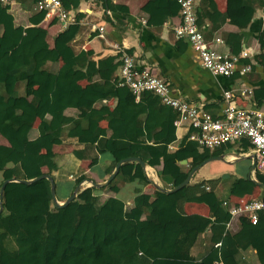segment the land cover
<instances>
[{
	"label": "trees",
	"instance_id": "1",
	"mask_svg": "<svg viewBox=\"0 0 264 264\" xmlns=\"http://www.w3.org/2000/svg\"><path fill=\"white\" fill-rule=\"evenodd\" d=\"M61 1L69 10L81 0ZM150 1L156 8L171 5L178 10L174 1ZM226 2L223 17L240 29L247 27L253 3ZM105 4L113 12L118 8L108 0ZM244 10L246 17L241 15ZM9 11L10 6H0V136L8 143L0 145V172L2 181H8L0 211V264H240V255L247 250L264 264L263 215L255 225L240 219L237 230L230 231L221 200L204 185H186L169 194L157 191L150 200L143 191L150 181L136 162L120 165L114 179L102 188L103 199L95 195L94 187H87L62 209L53 206L49 180L20 183L43 174L52 178L57 170L52 149L61 144L65 128L69 137L83 144L74 156L87 157L89 168L99 157H110L106 177L120 160L136 157L150 168L160 167L159 175L176 179L212 154L187 137L170 152L176 112L152 93L143 92L135 102L128 88L118 87L113 75L119 62L114 57L94 61L92 52L74 53L67 45V33L51 48L46 30L38 26L43 12L24 29L14 24ZM258 47L264 76V30ZM94 76L100 81L94 82ZM83 81L88 85L82 87ZM253 95L258 103L264 102L263 89ZM111 98L116 99L112 111L93 107L99 99ZM70 110L82 123L74 124ZM36 120L38 136L31 139L28 129ZM101 120L107 121L108 137L106 129L98 127ZM242 145L243 150L251 147L247 141ZM182 160H190L185 174L177 165ZM255 178L262 183L264 175ZM84 179L79 176L71 191ZM124 183L135 184L129 206L115 197ZM256 187L250 179L239 178L230 185L229 194L240 199L252 195ZM185 204H201L208 215L188 214ZM199 236H203L200 252L194 258L190 250Z\"/></svg>",
	"mask_w": 264,
	"mask_h": 264
},
{
	"label": "crops",
	"instance_id": "2",
	"mask_svg": "<svg viewBox=\"0 0 264 264\" xmlns=\"http://www.w3.org/2000/svg\"><path fill=\"white\" fill-rule=\"evenodd\" d=\"M64 2L67 0H63ZM107 0H81L74 9L76 22L67 27H63L56 18L51 16L43 17L39 27L47 32V43L53 48L55 41L61 34L69 35L67 45L74 53L80 51L92 52V59L98 61L106 57H114L118 62L117 50L132 54L138 66L148 67L152 74L167 82L176 96L201 108L213 117L221 115L223 109V92L232 91L235 103L243 110H259L264 113V102L258 103L254 100L253 92L257 89L264 90V76L262 68L258 63V38L264 30V0H250L253 3V15L247 27L240 29L232 25L223 15L227 8L226 0H195L194 11L197 18L199 31L203 34L206 43L215 51L221 54H239L243 50H250L253 70L251 73L240 74L236 72L230 78L213 76L201 71L198 65L196 54L189 44L184 40H176L173 27L179 23L178 10L175 6L167 5L163 8H156L150 0H108L112 6L118 8L115 12L106 8ZM122 9H126L124 12ZM10 14L14 18L16 26L24 29L31 27L30 20L38 12L35 10V0H17L10 6ZM246 17L247 10L241 14ZM102 27L103 38L100 37L99 28ZM221 40L216 43L215 39ZM117 69L113 77L116 78ZM93 81L99 82L98 76H94ZM82 87L88 85L81 82ZM250 89L251 96L240 97L239 90ZM138 99H135L137 102ZM116 105V99H99L93 105L95 109H108L112 111ZM70 115H75L74 124L82 123L75 111H68ZM36 120L29 130L31 139L38 136ZM99 128L108 131L107 121L101 120ZM188 126L185 123L175 125V141L168 147L170 152H175L180 143L186 139ZM242 140L235 144H226L218 148L208 149L212 154L210 157L218 159L204 163L190 177L187 185H204L213 190L219 200L230 199V185L237 179L256 180L258 174L255 170V158L251 147L243 148ZM7 141L0 136V145H7ZM83 144L78 143L74 137L67 135L65 128L60 145L53 147L54 161L57 170L52 173V179L56 185V192L59 202L65 201L74 191L87 188L86 181L102 183L108 177L105 170L109 164V156H101L98 163L89 168V160H79L74 156V152L82 150ZM209 157V158H210ZM208 159V158H207ZM190 160H182L177 165L182 173H186ZM148 167V166H147ZM160 167L150 168L145 171L150 183L144 188L145 195L153 199L157 191L156 186L163 189L175 187L185 180L186 175L173 179L170 175H159ZM85 179L74 187V181L79 176ZM228 180V186L219 189L223 181ZM257 181V180H256ZM2 173L0 172V188L2 184ZM258 182V181H257ZM260 183V182H259ZM264 184V180L262 182ZM134 183H124L120 185L116 198L129 206L134 197ZM257 186V185H256ZM172 189V188H171ZM264 188L257 186L252 195L243 198L262 199ZM71 191V192H70ZM105 189H96L95 195L100 199L106 196ZM218 193V194H217ZM184 211L188 214L196 213L207 216L206 208L201 204H185ZM238 222L229 228L236 231ZM203 236H199L190 250V255L197 258L199 255L200 241ZM240 264H258L255 252L247 250L240 255Z\"/></svg>",
	"mask_w": 264,
	"mask_h": 264
},
{
	"label": "built area",
	"instance_id": "3",
	"mask_svg": "<svg viewBox=\"0 0 264 264\" xmlns=\"http://www.w3.org/2000/svg\"><path fill=\"white\" fill-rule=\"evenodd\" d=\"M17 0H0V6H11ZM178 5L179 23L173 27L176 40L186 41L196 54L201 71L213 76L232 77L236 72L250 73L252 70L251 53L246 49L239 54H221L213 50L199 31L194 11L195 0H170ZM35 10L56 18L63 27L76 22L74 12L63 7L61 0H35ZM103 38V28H99ZM216 43L221 40L216 38ZM118 54L116 85L128 88L136 99L143 92L152 93L160 103L170 107L177 114L175 125L188 126L187 140L197 143L200 148L213 149L226 144L247 141L255 158V170L264 175V113L259 110H243L237 107L232 91L223 92L221 115L213 117L201 108L176 96L169 84L154 76L150 68L138 66L135 58L120 47H114ZM240 97L251 96L250 89H241ZM209 191L207 186H204ZM221 206L228 216L226 228L240 219L255 225L260 215L264 216V199L235 198L221 200ZM222 264V263H220Z\"/></svg>",
	"mask_w": 264,
	"mask_h": 264
},
{
	"label": "water",
	"instance_id": "4",
	"mask_svg": "<svg viewBox=\"0 0 264 264\" xmlns=\"http://www.w3.org/2000/svg\"><path fill=\"white\" fill-rule=\"evenodd\" d=\"M215 159H218L217 157H210L208 159H205L203 162H201L200 164L196 165L195 167H193L188 176L185 178V180L183 182H181L180 184L176 185L175 187H173L172 189H163V188H160L158 186H156V188L160 191V192H163V193H174L178 190H180L181 188H183L184 186H186L189 182V179L191 177V175L197 170L199 169L204 163L206 162H209V161H212V160H215ZM124 162H136L138 163L141 168L144 170V171H149V167H147V165L140 159V158H136V157H130V158H126V159H122L120 160L119 162H117V164L115 165V168L113 170V172L108 176V178L102 182V183H95L91 180H87L86 181V187H94L95 189H101V188H105L107 187V185L114 179V177L117 175L118 171H119V167L122 163ZM41 179H47L49 180L50 182V194H51V199H52V203H53V206L56 208V209H62V208H65L75 197H76V194H77V191H78V188L79 186H76V188L74 189V191L72 192V194L63 202H59L56 198V191H55V183L53 181V179L47 175V174H43L41 176H38L36 178H33V179H30V180H19L20 183L22 184H26V185H29V184H32L36 181H39ZM8 181H3L2 184H1V188H0V211H1V204H2V193H3V189L5 187V185L7 184ZM253 183H255L257 186H260L262 188H264V184L263 183H259L257 182L256 180H252Z\"/></svg>",
	"mask_w": 264,
	"mask_h": 264
},
{
	"label": "rangeland",
	"instance_id": "5",
	"mask_svg": "<svg viewBox=\"0 0 264 264\" xmlns=\"http://www.w3.org/2000/svg\"><path fill=\"white\" fill-rule=\"evenodd\" d=\"M228 186V180L223 181L222 185L219 186V189H222L223 187ZM227 188V187H226ZM218 194V193H217Z\"/></svg>",
	"mask_w": 264,
	"mask_h": 264
}]
</instances>
